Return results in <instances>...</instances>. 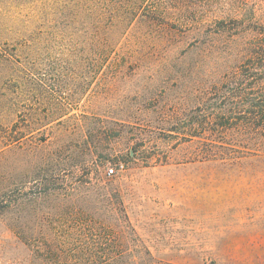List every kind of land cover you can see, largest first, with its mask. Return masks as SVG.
<instances>
[{
  "label": "rangeland",
  "instance_id": "rangeland-1",
  "mask_svg": "<svg viewBox=\"0 0 264 264\" xmlns=\"http://www.w3.org/2000/svg\"><path fill=\"white\" fill-rule=\"evenodd\" d=\"M50 2L40 26L0 3V264L131 232L264 264V0Z\"/></svg>",
  "mask_w": 264,
  "mask_h": 264
},
{
  "label": "trees",
  "instance_id": "trees-1",
  "mask_svg": "<svg viewBox=\"0 0 264 264\" xmlns=\"http://www.w3.org/2000/svg\"><path fill=\"white\" fill-rule=\"evenodd\" d=\"M50 1V4L48 3L50 8L56 12L61 6L58 2L60 0ZM79 1L80 3L81 1L86 2V0ZM0 3L4 4L1 9L6 7V11L21 9L27 11L33 17L29 24L27 23L29 26H40L42 24L41 16L44 13L45 6H47L44 0H0ZM80 3L68 4L66 9L80 5ZM249 107H251L249 114L252 119L257 121L259 128L264 129V98L261 103L249 104ZM127 224L128 229L132 231V227L129 223ZM125 239L119 236H108L105 239L101 237H81L72 242L75 249L64 248V245H67L64 241L44 239L43 247L40 245L41 247H36L32 252L29 264H166L157 261L149 250L139 251V249H136L138 248V239L132 232L131 237ZM68 245L70 246V244ZM130 245H132L131 248Z\"/></svg>",
  "mask_w": 264,
  "mask_h": 264
},
{
  "label": "built area",
  "instance_id": "built-area-1",
  "mask_svg": "<svg viewBox=\"0 0 264 264\" xmlns=\"http://www.w3.org/2000/svg\"><path fill=\"white\" fill-rule=\"evenodd\" d=\"M112 173H113L112 169L108 170V174H112Z\"/></svg>",
  "mask_w": 264,
  "mask_h": 264
}]
</instances>
